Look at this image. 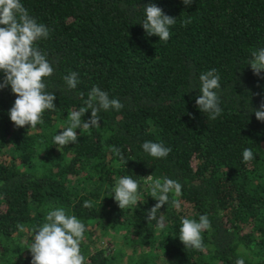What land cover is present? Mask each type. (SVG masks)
<instances>
[{
    "label": "trees",
    "instance_id": "1",
    "mask_svg": "<svg viewBox=\"0 0 264 264\" xmlns=\"http://www.w3.org/2000/svg\"><path fill=\"white\" fill-rule=\"evenodd\" d=\"M21 3L50 29L37 47L55 69L47 84L56 108L45 110L36 128H17L8 116L16 96L10 86L0 90V264H31L32 230L60 207L86 225V264H235L238 258L264 264V122L251 112L264 100V79L248 65L251 51L264 48V0H193L189 7L182 0ZM149 3L177 18L168 42L146 35L140 24ZM213 68L223 110L215 120L195 104L199 77ZM73 71L80 83L68 89L64 77ZM93 86L124 107L101 111L100 127L77 129L79 142L58 149L54 136ZM90 117L89 109L82 119ZM145 141L171 152L153 158L142 149ZM245 148L255 155L250 163L243 161ZM150 174L182 185L181 207L169 202L160 209L163 228L146 219L157 203L141 178ZM122 176L140 181L137 207L121 210L111 197ZM86 200L94 202L91 209L83 207ZM202 214L211 221L204 249L185 248L181 217ZM116 233L127 251L103 246Z\"/></svg>",
    "mask_w": 264,
    "mask_h": 264
},
{
    "label": "clouds",
    "instance_id": "2",
    "mask_svg": "<svg viewBox=\"0 0 264 264\" xmlns=\"http://www.w3.org/2000/svg\"><path fill=\"white\" fill-rule=\"evenodd\" d=\"M185 7L192 5L193 0H182ZM144 7L145 19L140 23L148 36H158L159 41L168 42L171 38V27L177 23V18L166 15L163 10L154 3ZM189 20H184L187 25ZM50 29L31 16L21 0H0V90L11 87L16 99L8 111V116L17 128L29 126L36 128L43 123L45 110L56 108L55 93L48 91L47 78L54 75L53 64L47 58L46 53L37 47V42L48 39ZM253 74L264 79V48L251 51L248 60ZM68 89H76L80 83L79 74L75 71L64 77ZM200 95L196 97L197 108L206 113L209 119L215 120L222 114L219 90L221 89L220 75L216 69L208 70L199 77ZM83 99V93L80 94ZM254 95H259L255 93ZM124 104L118 98L110 97L107 91L98 86H93L83 100V105L68 113L67 126L62 128L53 138V145L58 149L69 144L79 142V130H90L100 127L99 113L101 111H119ZM251 107V106H250ZM91 117L82 119L88 110ZM255 118L264 122V100L258 108H252ZM145 153L156 159L167 158L171 152L170 147L163 143L145 141L142 144ZM111 151L121 156V150L112 147ZM245 163H250L255 155L251 148H245L242 153ZM145 185L151 188V197L157 203L148 211L147 221L155 220L157 226L164 227L162 206L168 204L177 209L181 207L178 199L182 195V185L177 180L162 177L157 178L153 174L141 177ZM140 181L131 176L120 177L114 187L111 197L123 210L129 207H137L140 202ZM171 194V200H170ZM94 202L86 200L84 208L91 209ZM160 213V216H158ZM20 231H25L22 224L17 225ZM211 229V221L207 214L199 215L197 219L181 217L179 228V240L185 248L202 251L204 249L203 235ZM87 231L83 221L75 215H70L62 207L47 212L45 221L32 230L31 244L28 250L31 253V264H86V258L81 252V242ZM235 264H245L243 258H238Z\"/></svg>",
    "mask_w": 264,
    "mask_h": 264
},
{
    "label": "rangeland",
    "instance_id": "3",
    "mask_svg": "<svg viewBox=\"0 0 264 264\" xmlns=\"http://www.w3.org/2000/svg\"><path fill=\"white\" fill-rule=\"evenodd\" d=\"M112 242V243H111ZM122 237H121V233H116L114 240L113 241H109L106 240L103 242V246L104 247H108L110 248L112 251H118V248H122V251H127V248H125L124 244L122 243Z\"/></svg>",
    "mask_w": 264,
    "mask_h": 264
}]
</instances>
